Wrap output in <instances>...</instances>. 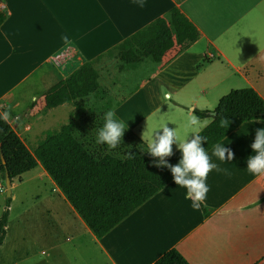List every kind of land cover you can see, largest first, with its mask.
Here are the masks:
<instances>
[{"label":"crops","instance_id":"obj_1","mask_svg":"<svg viewBox=\"0 0 264 264\" xmlns=\"http://www.w3.org/2000/svg\"><path fill=\"white\" fill-rule=\"evenodd\" d=\"M0 1V112L10 113L19 136L18 129L49 132L57 111L72 104L45 110L46 94L68 77L50 63L66 47L95 69L117 116L146 145L161 124L183 134L189 109L213 112L234 90L264 100V0H146L144 8L133 0ZM259 128L264 123H245L224 140L234 158H213L222 170L208 174L200 210L173 180L101 239L39 164L33 171L56 201L36 219L38 264H156L173 249L189 264H264V175L246 169ZM34 215L30 207L21 219Z\"/></svg>","mask_w":264,"mask_h":264},{"label":"trees","instance_id":"obj_2","mask_svg":"<svg viewBox=\"0 0 264 264\" xmlns=\"http://www.w3.org/2000/svg\"><path fill=\"white\" fill-rule=\"evenodd\" d=\"M4 21L5 15L0 13V26ZM98 79L95 69L85 63L46 94V111L68 103L74 105V110L68 124L57 132H47L34 152L8 121L0 120V177L6 180L8 173L13 182L41 164L87 226L101 239L169 185L173 176L166 168L152 166L153 158L146 153L147 145L129 130L125 134L131 137H123V143L115 150L118 155H109L103 146L94 145V128L102 125L94 115L117 105ZM213 113L215 119L211 117ZM194 114L201 119H213L201 132L208 138L202 146L210 152L212 144L222 136L224 141L243 124L264 119V100L253 89L234 90L220 100L213 112L195 110ZM220 116L231 121L227 130L218 128ZM77 121L83 129H88L89 136L76 135ZM129 153L133 154L131 158ZM180 158L177 151L168 162L176 165ZM11 203L12 199L8 198L0 218V248L7 237ZM156 264L189 263L173 249Z\"/></svg>","mask_w":264,"mask_h":264},{"label":"clouds","instance_id":"obj_3","mask_svg":"<svg viewBox=\"0 0 264 264\" xmlns=\"http://www.w3.org/2000/svg\"><path fill=\"white\" fill-rule=\"evenodd\" d=\"M139 8H144L146 0H133ZM65 44H69V38L62 36ZM170 98L169 93H164V99ZM118 106L113 104L102 113V125L94 128V145L103 146L109 155H118L115 152L123 143V137L128 130L129 121H125L117 116ZM195 108L189 109L186 120L182 125L183 134L177 128H170L168 124H161L159 130L149 132L146 153L152 158V166L156 168L168 169L174 183L186 190L185 199L191 201L193 210H200L201 204L206 200L209 187L206 183L208 174L213 170L221 171L219 165L213 162V158L221 163L232 161L234 154L224 143L223 136L211 146V155L202 145L208 138L201 135V130L209 123V119H201L194 114ZM215 119V115L211 116ZM10 113L8 111L0 113V120L8 121ZM19 120V116L16 117ZM218 128L227 130L231 121L227 117H219ZM253 123H264V120L253 119ZM145 138V133L143 134ZM173 145L181 154V158L176 165L168 162L173 155ZM253 155L247 159V171L252 175H264V128L255 131V138L250 145ZM133 154L129 153V158ZM227 172V169H223ZM44 253L32 257L26 264H38Z\"/></svg>","mask_w":264,"mask_h":264},{"label":"rangeland","instance_id":"obj_4","mask_svg":"<svg viewBox=\"0 0 264 264\" xmlns=\"http://www.w3.org/2000/svg\"><path fill=\"white\" fill-rule=\"evenodd\" d=\"M173 34L181 36L182 31L173 29ZM69 110H71V112L74 110L73 104H70V107L67 105L65 108L57 111L59 119L49 123V132H57L61 129V127L68 124L70 116ZM102 113L103 111L97 112L94 115V119H98L99 124H102ZM81 125V122H76V135L78 137L83 135L89 136L88 129H83ZM18 133L28 148L31 151H34L38 147L39 143L44 140L47 130L45 128L39 129V131H37L36 128L31 129V131L18 129ZM124 137L129 138L131 136L130 134H125ZM12 183V212L10 213L8 224V240L0 254V264H26L27 260L37 256L36 219L37 217L40 219L42 216H45V209L48 206H52L51 203H54L56 200H48L50 199L49 195L52 193L50 184L46 179L40 177L37 171H32L26 174L22 181L15 179ZM0 187L3 190V192H0L1 218L5 210L6 200L8 199L6 183L2 177H0ZM37 202L41 203L37 204ZM30 207L35 208V219L24 224L21 219L22 214ZM69 260L70 259H67L66 262Z\"/></svg>","mask_w":264,"mask_h":264},{"label":"built area","instance_id":"obj_5","mask_svg":"<svg viewBox=\"0 0 264 264\" xmlns=\"http://www.w3.org/2000/svg\"><path fill=\"white\" fill-rule=\"evenodd\" d=\"M5 11L6 5L0 1V13H4ZM210 57L213 58L212 55H210ZM50 63L67 76L84 65L83 59L73 47H66L62 49L60 53L51 58ZM0 192H3L1 187Z\"/></svg>","mask_w":264,"mask_h":264},{"label":"water","instance_id":"obj_6","mask_svg":"<svg viewBox=\"0 0 264 264\" xmlns=\"http://www.w3.org/2000/svg\"><path fill=\"white\" fill-rule=\"evenodd\" d=\"M6 189H7V197L8 198H12V189H13V183L11 182L10 176L8 175V173L6 174Z\"/></svg>","mask_w":264,"mask_h":264}]
</instances>
